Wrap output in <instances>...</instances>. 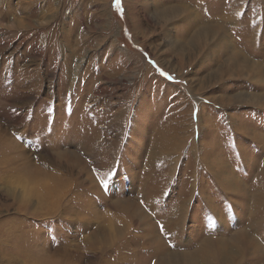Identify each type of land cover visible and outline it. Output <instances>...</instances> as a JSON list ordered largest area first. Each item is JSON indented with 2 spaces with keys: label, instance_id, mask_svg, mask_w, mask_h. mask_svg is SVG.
<instances>
[{
  "label": "rangeland",
  "instance_id": "374dc122",
  "mask_svg": "<svg viewBox=\"0 0 264 264\" xmlns=\"http://www.w3.org/2000/svg\"><path fill=\"white\" fill-rule=\"evenodd\" d=\"M121 8L0 0V264H264V0Z\"/></svg>",
  "mask_w": 264,
  "mask_h": 264
},
{
  "label": "bare ground",
  "instance_id": "6f19581e",
  "mask_svg": "<svg viewBox=\"0 0 264 264\" xmlns=\"http://www.w3.org/2000/svg\"><path fill=\"white\" fill-rule=\"evenodd\" d=\"M55 31H57V30H55ZM56 34H55V32H53V34H52V36H51V41H52V43H55V45L53 44V46H54V48H59V45L58 44H60V43H58V42H56L54 39H56V36H55ZM62 45V44H61ZM57 46V47H56ZM63 46V45H62ZM68 59V58H67ZM55 64H57V61H53ZM67 64V61H66V63H64V66ZM60 80H62V79H60ZM63 81V80H62Z\"/></svg>",
  "mask_w": 264,
  "mask_h": 264
},
{
  "label": "snow or ice",
  "instance_id": "6c2138e0",
  "mask_svg": "<svg viewBox=\"0 0 264 264\" xmlns=\"http://www.w3.org/2000/svg\"><path fill=\"white\" fill-rule=\"evenodd\" d=\"M114 7L116 8L117 11H122L121 0H114Z\"/></svg>",
  "mask_w": 264,
  "mask_h": 264
}]
</instances>
